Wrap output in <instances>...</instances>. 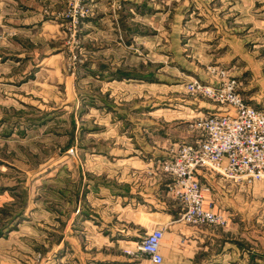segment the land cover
<instances>
[{
  "label": "rangeland",
  "instance_id": "1",
  "mask_svg": "<svg viewBox=\"0 0 264 264\" xmlns=\"http://www.w3.org/2000/svg\"><path fill=\"white\" fill-rule=\"evenodd\" d=\"M138 1L142 7L128 6L124 19L129 38L98 41L103 47L95 71L81 33L85 19L77 25V42H65V0L55 13L62 68L48 61L47 69L22 83L24 74L12 64V0H0V161L8 168L1 177L12 182V223H21L15 240H23L12 251L26 264H95L107 249L95 243L96 233L84 225L89 217L75 209L74 197L93 193L89 181L101 195L128 182L141 187L154 173L167 177L154 164L170 157L153 159L154 168L123 162L139 151L151 156L166 133L178 137L184 130L199 138L192 122L214 104L185 90L191 78L208 81L207 69L223 67L239 81L244 100L264 108V0ZM136 30L139 37H133ZM116 70L128 76L113 80ZM239 187L227 200L209 201L232 216L246 213L239 217L237 246L264 264V180ZM24 204L29 211L23 221Z\"/></svg>",
  "mask_w": 264,
  "mask_h": 264
},
{
  "label": "crops",
  "instance_id": "2",
  "mask_svg": "<svg viewBox=\"0 0 264 264\" xmlns=\"http://www.w3.org/2000/svg\"><path fill=\"white\" fill-rule=\"evenodd\" d=\"M86 3L92 11L85 18L81 33H84V40L88 42L86 47L92 61L89 63L90 67L99 71L96 57L100 55L103 46L97 45L98 41L104 39L105 42L117 37L122 39L123 35L129 38L130 28L126 26L127 21L124 20L128 14L127 8L133 5L138 10L142 4L138 0H86ZM64 6L65 0H12V31L14 32L12 33V64L20 67L19 72L24 74L25 79L22 83L29 82V77H32L35 70L44 67L47 69L48 65L45 63L48 61L54 62L51 65L53 69L60 66L62 68V44L55 39L60 33L61 22L55 13ZM137 31L133 32V37H139L142 33ZM104 68L105 71H110L112 67L104 65ZM115 72L119 74L115 73V76L111 77L113 80L118 76H128V73H120L119 70ZM205 108L216 110L213 106ZM187 134L184 130L178 137L166 133L165 140L161 139L162 141L158 143L161 149L155 148L151 156L145 157L144 152L139 153L141 151L136 153L139 158L136 154L129 157L125 154L128 158L123 163L133 164L136 168H154V166L159 168L157 163L153 166V159L171 157L172 154L167 153V143L170 142V146H175L179 141L194 142L199 139ZM2 168L0 161V264H26V260H22L12 251L22 243L23 239L15 240V232L20 229L21 223H12V182L10 179L3 180L1 173L7 172L8 168ZM212 174L214 173L208 171L198 173L200 182L208 186V190L205 191L206 200L217 197L227 200V196L233 191L241 190V187L229 180L219 177L216 179ZM168 182L169 179L165 175L154 173L147 176L141 187L128 182L122 184L120 188L100 195L96 192L98 185L89 181L90 192L93 193L90 195L79 193L74 197L73 202L76 206L74 208L78 211L81 209V214L89 217V222L87 224L84 222V225L89 226L88 229L96 233L95 243L107 249L95 257V264H257L256 259L251 260V256L241 252L237 246L243 230L240 224L242 218L239 217H244L245 212L240 213L239 210V213H235L236 216H232L229 209L222 208L220 211L230 217L229 224L224 228L184 223L179 220L181 207L166 192ZM238 193L235 197L239 195ZM85 205L88 206L83 210ZM26 206L27 204L23 214H20L23 221L24 217L26 219L28 217L29 210ZM215 210L218 208L215 207ZM96 213H101L103 219ZM247 215L250 216V211ZM155 227L163 228L164 232L159 247L161 263H154L144 255L137 257L124 255L125 248L132 247L137 239ZM248 228L249 234L251 227ZM103 232L105 234H102Z\"/></svg>",
  "mask_w": 264,
  "mask_h": 264
},
{
  "label": "built area",
  "instance_id": "3",
  "mask_svg": "<svg viewBox=\"0 0 264 264\" xmlns=\"http://www.w3.org/2000/svg\"><path fill=\"white\" fill-rule=\"evenodd\" d=\"M87 16L86 0H66V10L61 15L64 28L67 25L65 42H77V25ZM206 72L210 74L208 81L191 78L185 90L212 102L216 110L198 112L191 126L199 139L176 142L171 157L158 160L157 166L169 178L167 192L181 203L179 220L194 226L224 228L230 217L206 200L208 186L200 182L198 173L211 171L238 186L264 180V108L248 104L238 92L239 81L223 67L214 66ZM163 233L161 227L152 228L132 247L125 248L124 255H144L161 263Z\"/></svg>",
  "mask_w": 264,
  "mask_h": 264
}]
</instances>
